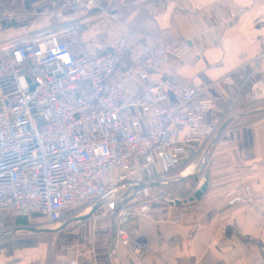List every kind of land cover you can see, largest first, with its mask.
Listing matches in <instances>:
<instances>
[{
	"label": "crops",
	"instance_id": "0c3cea01",
	"mask_svg": "<svg viewBox=\"0 0 264 264\" xmlns=\"http://www.w3.org/2000/svg\"><path fill=\"white\" fill-rule=\"evenodd\" d=\"M0 6L15 14L13 22L0 23L4 40L54 22L49 15L14 10L2 2ZM76 18L81 29L74 51L86 59L105 54L121 40L133 52L184 41L182 51L150 74L148 83L168 91L162 105L180 99L173 91L177 84L197 90L185 111L195 102L214 101L217 108L203 115V130H212L186 142L187 126L167 125L184 151L178 168L164 172L158 162L143 172L151 211L138 212L128 221L132 238L148 244L142 256L118 242L111 251V211L104 206L54 233L0 238V264H264V203L230 202L251 192L264 201V0H99V9L62 19ZM131 65L130 59L124 60L108 86L119 83ZM146 87L140 79L131 82L122 111L143 132L150 128V116L135 102L147 100ZM223 124L202 168L207 145ZM205 175L209 184L202 198L176 206L173 201L192 196ZM91 210L89 205L76 214L67 211L53 224L43 217L27 218L25 225L51 229ZM18 219L4 216L0 234L25 226Z\"/></svg>",
	"mask_w": 264,
	"mask_h": 264
},
{
	"label": "built area",
	"instance_id": "2783aa9c",
	"mask_svg": "<svg viewBox=\"0 0 264 264\" xmlns=\"http://www.w3.org/2000/svg\"><path fill=\"white\" fill-rule=\"evenodd\" d=\"M94 9H99V0H56L37 12L54 20L47 27L6 40L0 36V225L4 216L57 223L67 211L79 213L124 186L146 184L143 172L158 162L164 172L178 168L184 147L175 145L177 135L167 132L168 124L187 126L186 142L211 133L203 130V115L217 108L214 101L195 102L185 111L183 106L192 103L197 90L177 84L173 91L180 99L162 105L168 91L148 83L150 74L182 51L184 41L133 52L121 40L96 58L75 54L81 22L62 18ZM14 19L12 11L0 10V23ZM261 46L264 56V38ZM126 59L131 67L109 87ZM137 79L147 83V100L135 102L150 116L147 132L139 129L137 120L129 123L122 117L127 88ZM120 195L105 204L109 212ZM230 202L264 203L252 192ZM150 211L145 189L142 198L116 213L117 242L130 246L137 256L149 247L132 238L128 221Z\"/></svg>",
	"mask_w": 264,
	"mask_h": 264
},
{
	"label": "water",
	"instance_id": "95a60500",
	"mask_svg": "<svg viewBox=\"0 0 264 264\" xmlns=\"http://www.w3.org/2000/svg\"><path fill=\"white\" fill-rule=\"evenodd\" d=\"M224 125L225 124H223L221 126V128L217 131L218 133L216 134V136L208 143L207 152L204 156V160H203L204 163H203L202 168L205 167V165L207 163L206 160H207L208 152H209L210 148L212 147V145L219 138V136L221 134V129L224 127ZM208 184H209V175H205L204 181L197 188V190L194 192V194L192 196H190L188 198H184V199H175L173 201L174 204L176 206H180L183 204L192 203L195 200H200L202 198V196L208 191V189H207ZM148 187H149L148 184H141V183L137 184V185H133V186H124L123 188L117 190V192H115L114 194L109 196V198H107L105 200L97 201V202H95V204L91 205L92 206L91 212H89V213L82 212L80 215H78V216L72 218L71 220L67 221V223L58 224L57 226H53V228H51V229H43L41 227L38 228V227H34V226H29V225L17 226L16 228L11 229V231H9V232L1 233L0 238L7 236V235H11V233L30 232V233L39 234L42 231L54 233V231L68 228V226H70L71 224L77 223L84 218L91 217L93 214L96 213V211L98 209H100L101 207H104L105 204L109 201V199H111L112 197H117L119 194H121L119 196V198H117L116 208L111 212V220H112V225H113V241L111 244V251H112L114 249V246L117 244V241H118L116 213L121 208L124 207V204L131 202L133 200H138V199L142 198L144 195V190L147 189ZM57 223H59V222H57Z\"/></svg>",
	"mask_w": 264,
	"mask_h": 264
},
{
	"label": "rangeland",
	"instance_id": "374dc122",
	"mask_svg": "<svg viewBox=\"0 0 264 264\" xmlns=\"http://www.w3.org/2000/svg\"><path fill=\"white\" fill-rule=\"evenodd\" d=\"M45 1V2H44ZM54 0H36L32 5H29L26 0L11 1L6 6L14 10H21L24 12L37 13L38 11L45 10L53 4ZM12 6V7H11Z\"/></svg>",
	"mask_w": 264,
	"mask_h": 264
},
{
	"label": "trees",
	"instance_id": "16d2710c",
	"mask_svg": "<svg viewBox=\"0 0 264 264\" xmlns=\"http://www.w3.org/2000/svg\"><path fill=\"white\" fill-rule=\"evenodd\" d=\"M11 1H15V0H0V2L3 3V5L8 4V3L11 2ZM35 1H36V0H26V2H27L29 5H32ZM0 10H2V6H0ZM18 222H19L20 224H23V225H25V224L28 223V222H27V218H19V219H18Z\"/></svg>",
	"mask_w": 264,
	"mask_h": 264
}]
</instances>
